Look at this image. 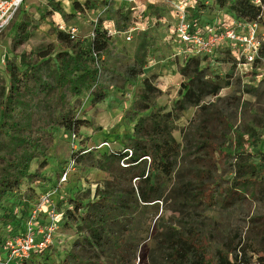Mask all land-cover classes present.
I'll return each instance as SVG.
<instances>
[{"label":"trees","instance_id":"obj_1","mask_svg":"<svg viewBox=\"0 0 264 264\" xmlns=\"http://www.w3.org/2000/svg\"><path fill=\"white\" fill-rule=\"evenodd\" d=\"M47 2L50 6L56 5L53 0ZM159 2L160 8H165L167 3ZM187 2L189 4L187 18L193 30H205L206 27L213 25L214 22L210 23L206 17L211 16L214 10L225 11V16L221 19L224 22L234 20L258 23L264 16V0H187ZM85 3L87 0L83 3L73 0L72 5L74 9H79ZM123 21H126L125 16ZM197 22L201 24L194 28ZM114 25L119 31L124 27L126 30V26H121L118 20L114 21ZM92 32L94 35L88 38L86 44L75 45L71 44L73 39L70 38L69 33L60 30L57 38L69 48V51L56 53L60 63L48 74L45 73L43 60L41 63L30 64L26 62L24 55H20V60H16V64L7 62L4 66L9 81L7 85L0 87V210L2 211L0 224L8 223L6 224L8 230L5 233L8 235L5 236L0 230L1 264L5 259L2 257L3 254H7L4 248L6 237L23 230L32 204L33 194L30 198L24 199L16 197L14 193L25 181L38 182V187L41 188L55 184L43 173V169L48 165V127L60 125L66 131L75 132L86 123V120L69 118V110L60 115L59 124L51 115L46 118L41 116L44 115V111L48 114L47 110L51 105L50 101L46 100L49 91L54 86L58 96L63 94V89L79 95L82 89L94 87L91 92L92 103L101 101L106 95V86L100 80V72L104 68L97 63L94 53L100 57L108 52L112 46V38L100 24ZM28 37L29 33L24 23H20L13 36V45L17 47L23 44ZM50 53L40 52L39 56L46 59L45 57ZM230 53L233 64L236 65L238 61L233 52ZM260 54L264 56L262 43ZM197 57L187 58L186 62L178 67L180 75L187 80L185 83H180L181 90L185 93L173 104L174 110H184L188 105L198 106L203 98L214 97L222 88L229 85L227 78L232 74H226L224 77L218 73L209 75L206 68L199 66L201 60ZM143 62L144 60H133L127 66L126 80L135 81L136 77L142 74ZM154 80V76L144 78L139 91L140 102L131 113L139 114L152 108L151 99L161 93L153 84ZM245 90L254 91L255 88L247 86ZM239 99V96L231 94L225 98V101L238 104ZM219 106L216 103L211 104L210 107L200 106L202 110L198 117L200 119L191 132L185 135V156L189 158L170 198L174 200L173 204L180 206L189 204L191 216L185 221L187 228L181 225L179 228L171 227L172 230L163 232L159 241L160 246L167 253L164 257L166 262L163 264H264V256H259L260 249L256 247L258 240L264 241V212L259 211L264 208V162H262L264 152L260 151L264 147V140H261L264 130L261 129L255 138L250 135L246 138L244 134H235L238 146L236 151H233L229 148L230 138H228L229 132L233 130L232 125L228 113L220 111ZM34 115H38L42 123L34 121ZM172 120L171 112L150 110L148 114H139L133 125L130 144L125 147L132 150L129 165L118 167L115 171L113 169L115 164L128 154L122 152L123 148L106 150L100 155L99 160L93 162L95 167L110 173L113 177L104 182L103 189L97 191V201L88 202L84 207L80 199L72 196L58 201L63 208L61 221L66 217L78 219L81 229L88 233L86 242L95 249L104 250V245L107 244L104 237L110 234V227L117 223L128 207L136 206L138 203L149 205L152 202L155 204L164 201L163 180L168 174L163 172L159 164L170 158L171 147L174 145L175 140L171 133ZM71 155L73 154H69V157ZM74 157L76 163L82 160L80 154ZM132 169L136 170L130 172ZM129 176H133L137 181L136 187L121 186ZM32 188L35 189L33 186ZM124 192L129 194L128 198ZM4 201H8L7 206L2 205ZM209 211L216 212L221 217L237 212L239 219L247 224V231L244 236H240L241 232H230L227 224H223L221 218L217 219L214 228L221 231V236L224 238L220 241L225 244V249L219 250L216 255L208 250L209 238L213 233L212 225L207 222L208 216L205 214ZM115 239L112 247L117 251L120 238ZM44 252L45 249L32 252L39 257L27 259L20 264H43L41 258L48 259L50 254L46 252L40 255ZM254 255L256 260L252 261ZM56 264H87V262H81L74 253H66Z\"/></svg>","mask_w":264,"mask_h":264},{"label":"rangeland","instance_id":"obj_2","mask_svg":"<svg viewBox=\"0 0 264 264\" xmlns=\"http://www.w3.org/2000/svg\"><path fill=\"white\" fill-rule=\"evenodd\" d=\"M53 1L56 3L54 7L48 5L47 0H27L26 3L24 1L25 4L20 6L10 24L0 34V57L10 53L8 59L0 63V87L7 85L9 81V76L4 70L5 64L7 62L16 64L20 60V55H24L26 62L28 61L30 64L44 61L43 66L46 74L58 66L60 60L56 58V53L69 51V48L57 38V34L61 30L60 25L65 27L76 26L78 35L71 42L75 45L86 44L90 38V33L99 24L103 27L113 26L115 28L114 21L118 20L121 26H126V30L124 27L121 31L115 28L119 34L112 38V46L109 51L100 57L97 56V59L94 57L97 63L104 68L100 72V80L106 86V95L101 101L92 103L91 92H93L94 87L87 90L82 89L79 95L73 94L68 89H63V94L58 96L57 89L53 86L47 95L46 100L50 101L51 105L47 110L48 114L44 111V115H41L44 118L51 115L57 119L56 123L59 124L60 115L69 110V118L86 120V123L75 132L66 131L60 125L59 127L50 125L47 129L49 135L47 144L48 165L43 169V173L53 184L58 181L67 163L72 145H75L78 150H87L80 154L82 160L77 163L75 172L69 175L67 182L59 189L56 200L61 201L67 196L76 197L80 199L83 207L88 202L97 201V191L103 189L104 182L113 177L110 173L95 167L93 162L99 160L100 155L106 150L121 149L130 144L131 123L136 121L140 113L145 115L150 110L171 112L173 116L171 133L175 141L171 147L170 158L161 161L159 164L163 172L168 174V177L163 180L164 201H158L155 204L152 202L149 205L138 203L136 206L128 207L125 213L119 217L117 223L110 227V234L104 237L107 244L104 245L102 251L95 249L86 242L85 238L88 233L81 229V223L78 219L66 217L59 223L58 229L53 235V243L45 249L44 253L40 254L49 252L48 259L41 258V260L43 264H56L66 253H74L81 262H87V264H163L166 262L164 257L167 254L166 250L159 244L163 232L172 230L171 227L179 228L181 225L187 228L185 221L189 220L191 216L189 204L183 206L173 204L174 200L170 198L189 158L185 156V135L191 132L197 120L200 119H198L202 112L200 106L210 107L211 104L216 103L218 106L220 105V111L228 113V119L232 125L233 130L228 134L230 149L236 151L238 146V140L235 141V134H244L246 138L249 135L254 136V138L257 137L258 133L261 132L260 130H264V56L259 52V57L251 66L238 65V63L234 65L229 45L226 42L216 49L213 56L198 55L197 58L201 60L199 66L206 68L207 74L218 73L222 77L226 74L232 75L229 78L226 77L229 80V85L222 88L216 96L205 97L198 106L188 105L184 110H174L173 104L179 101L185 93L184 90H181L180 83H185L187 79L180 75L181 82L177 87L174 85L179 80L171 82L169 86L161 87L164 90L162 92V89L158 88L157 82L165 79L157 78V75L150 73L151 68H146L144 70L147 74L146 77H155L156 80L153 81V84L161 93L151 99L150 102L153 105L151 109L139 114H137L138 112L131 113L140 102L139 91L142 87V82L139 81L138 76L135 81L126 80V68L133 60H144L143 64H146V57L152 62H159V64L163 60V66L175 62L177 67L187 60V58L180 59L181 57L173 55L175 54L173 49L175 46L177 47L178 42L173 33V23H169V26L165 28L167 31L164 37L157 30L159 26L168 23H165L167 14L174 11L171 3L167 2L168 7L160 8L161 3L159 1L139 0L141 3L139 1L136 3L128 2L130 4L128 6L119 0L109 3H102L100 0H87L83 7L74 9L73 0ZM140 5H145L146 8L141 9ZM138 14L139 17H136ZM210 15L206 17L207 20L210 23H215L223 19L225 11L214 10ZM124 16L125 22L123 21ZM20 23H24L29 37L23 44L15 47L13 36ZM258 23L259 38L264 44V16ZM195 24L194 28H197L201 23ZM131 27L137 28L129 33L132 36L131 40H126L125 36L128 34L124 31L130 30ZM40 52L51 53L45 57L46 59H42L39 56ZM247 86H252L255 90L246 91ZM231 94L239 96L238 104L225 101V98ZM40 96L43 95L40 94ZM33 118L37 123H42V120L38 119V115H34ZM110 119L113 120L114 125L112 124L107 130H101L102 128L98 123L111 125ZM261 138L264 140V136ZM103 139L109 141L111 148L97 147V143ZM260 151L264 152V147ZM262 162L260 163L262 164ZM118 167L122 166L119 163L115 164L114 171ZM134 170L136 169H132L130 172ZM136 184L135 178L129 176L121 186L129 188L130 186L136 187ZM38 185V182L25 181L14 194L16 197H23L24 199L30 198L33 194L31 196L33 202L40 192L52 187V185H48L41 188ZM126 197L128 198L129 194ZM2 205L7 206L8 201H4ZM59 206L62 207V205ZM259 211L264 212V208L259 209ZM1 212L0 210V214ZM205 214L208 216L207 222L212 225L213 233L209 238L208 250L213 255H216L219 250L225 249V244L223 245V241H220L224 238L221 236V231L214 228L217 219L221 218V222L227 224L230 232H241L240 236H244L247 231V224L239 219L237 212H232L230 216L223 217L218 216L213 211ZM6 224L8 223L0 224L2 234L8 230ZM7 235L8 233L5 234V236ZM115 238H120L117 251H114L112 247ZM256 247L260 249L259 256H264V241L258 240ZM6 256L7 254H3L2 257L6 259ZM38 257L39 255L31 253L28 260ZM251 259L252 261L256 260V256H252ZM9 264L17 263L10 262Z\"/></svg>","mask_w":264,"mask_h":264},{"label":"built area","instance_id":"obj_3","mask_svg":"<svg viewBox=\"0 0 264 264\" xmlns=\"http://www.w3.org/2000/svg\"><path fill=\"white\" fill-rule=\"evenodd\" d=\"M24 1L0 0V34L10 24ZM100 1L109 3L115 0ZM124 1L136 3L138 0ZM147 1L169 2L173 6L175 11L173 33L178 40L176 55H180L183 59L198 55L213 56L216 49L224 42L229 45L230 51L233 52L235 59L238 61V65L245 64L251 66L259 57L262 40L259 38L258 23H243L234 20L224 22L219 20L213 25L206 27L205 30H193L187 18V9L189 8L187 0ZM136 17H139V14ZM136 28L131 27L130 30L124 31V33L128 34L125 36L126 40H131L132 36L129 33L136 30ZM60 29L68 32L71 39H76L78 35L76 26L65 27L60 25ZM104 29H106L108 36L111 38L119 34L113 26H104ZM93 35V32H91L90 37L92 38ZM94 57L97 59L96 53H94ZM97 147L111 148L109 142L106 140L99 143ZM86 151L78 150L75 145H72L71 153L73 155L68 158L58 181L52 187L40 192L35 200H33L23 230L18 234L6 237L4 248L7 256L3 260V264H9L10 262L20 264L27 260L32 252L46 249L53 243V235L58 229L63 212V208L59 206L58 200H56V195L64 183L67 182L69 175L75 172L77 163L74 156ZM122 152L128 153L119 160V164L125 167L130 163L129 158L132 155V150L130 148H123Z\"/></svg>","mask_w":264,"mask_h":264},{"label":"crops","instance_id":"obj_4","mask_svg":"<svg viewBox=\"0 0 264 264\" xmlns=\"http://www.w3.org/2000/svg\"><path fill=\"white\" fill-rule=\"evenodd\" d=\"M26 1L27 0H25V3H26ZM77 1H79V2H82V1H86V0H77ZM119 1H123L124 2V4L125 5H130L128 2H126V1H124V0H119ZM139 1V0H138ZM152 2V1H151ZM24 3V4H25ZM139 3H141V1H139ZM154 3V2H153ZM141 9H143L144 7L146 8V6L145 5H140L139 6ZM164 7H168L167 5H165ZM175 13V11H171L170 12V14H167V17H166V20H165V23H167V24H164L163 26H159L158 28H157V30L159 31V33H162L163 34V37L164 36H166V27L167 26H169V23L170 24H172L173 23V25L172 26H174V23H175V18H174V13ZM172 19H173V21H172ZM161 34V35H162ZM172 42V41H171ZM174 42V41H173ZM172 42V43H173ZM1 45V44H0ZM175 46V45H174ZM176 47V46H175ZM174 47V51H175V54H173L174 56H178L179 58L181 57L180 55H176V53H177V49H178V47H176L175 48ZM10 53L8 52V53H6V54H3L0 58H1V61H0V63H2V62H4L5 61V59H8V55H9ZM6 56H7V58H6ZM180 59H182V57L180 58ZM145 60H146V64H144V66L145 67H143L142 68V74L140 75V76H138V79H139V81L140 82H142L143 80H144V78L146 77V75L147 74H145V72H144V70L146 69V68H151L152 69V71L150 72V73H154L155 75H157V78H161V79H165V80H163V81H158L157 82V86H158V88L159 89H162V92L164 91L163 90V88H161V87H163V86H169L170 85V83L171 82H175L176 80H179V81H177V83H175V85L174 86H178L179 85V83L181 82V79H180V74H179V71H178V67H177V64L175 63V62H171V63H168V64H166L165 66H163L164 64V62H163V60H162V62H160L161 64H159V62H157V61H153L152 62V60H150V59H148V58H146L145 57ZM150 60V61H149ZM177 78H179V79H177ZM156 80V79H155ZM140 115H142L141 113H140ZM113 121V120H112ZM111 121V119L109 120V122H110V124L111 125H103V124H100V122L98 123V125L99 126H101V130H107V129H109L110 128V126H112V124H113V122ZM134 123L135 122H132L131 123V132H132V130H133V125H134ZM114 125V124H113ZM104 140H106V139H103V140H100L97 144H99V143H101L102 141H104ZM108 141V140H107ZM109 142V141H108ZM110 144V143H109ZM91 147V146H90Z\"/></svg>","mask_w":264,"mask_h":264}]
</instances>
